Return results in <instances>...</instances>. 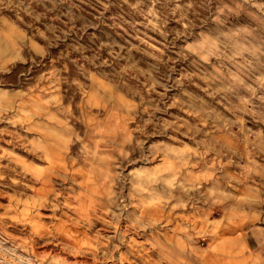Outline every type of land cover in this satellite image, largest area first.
<instances>
[{
    "label": "rangeland",
    "instance_id": "374dc122",
    "mask_svg": "<svg viewBox=\"0 0 264 264\" xmlns=\"http://www.w3.org/2000/svg\"><path fill=\"white\" fill-rule=\"evenodd\" d=\"M152 263L264 264V0H0V264Z\"/></svg>",
    "mask_w": 264,
    "mask_h": 264
},
{
    "label": "bare ground",
    "instance_id": "6f19581e",
    "mask_svg": "<svg viewBox=\"0 0 264 264\" xmlns=\"http://www.w3.org/2000/svg\"><path fill=\"white\" fill-rule=\"evenodd\" d=\"M6 39V38H5ZM5 41V40H4ZM6 43V42H5ZM3 46V45H2ZM6 52V51H5ZM35 149V148H34ZM51 151V150H50ZM39 152V151H38ZM43 154V153H42ZM53 154V153H52ZM36 156V155H35ZM39 156V155H38ZM37 156V157H38ZM52 160V159H51ZM50 162V161H49ZM48 162V163H49ZM50 164V163H49ZM54 170V169H53ZM79 170V169H78ZM50 171V170H49ZM52 171V170H51ZM82 172V171H81ZM52 173V172H51ZM41 174V173H40ZM52 175V174H51ZM55 175V174H54ZM42 176V175H41ZM55 177V176H54ZM38 178V177H37ZM43 179H45V178H43ZM47 179V178H46ZM46 181V180H45ZM44 182V181H43ZM42 182V183H43ZM48 182V181H47ZM46 182V186L48 185V183ZM52 182V181H51ZM84 182V181H83ZM52 186H53V184H52ZM43 187V186H42ZM53 188V187H52ZM50 191V190H49ZM48 191V192H49ZM105 201V200H104ZM99 208V207H98ZM56 211V210H55ZM74 212V211H73ZM103 212V211H102ZM144 212V211H143ZM101 213V212H100ZM168 213H170V212H168ZM53 214V213H52ZM102 214V213H101ZM144 214V213H143ZM160 214H162V213H160ZM123 215V214H122ZM121 214H119L118 216H117V218L118 219H121L123 216H122ZM140 215V214H139ZM53 217L52 218H54V219H56L57 221H59V222H61V231H63V232H65V233H67V234H71V233H73L74 231H76V232H79V231H86V230H83V229H91V228H96L97 226H99V225H101V223H100V221H103L106 217H105V215L103 216V215H95V212H94V214H54V215H52ZM34 217V216H33ZM42 217H44L43 215H37V219H41ZM151 216L150 215H140L139 217H137V219H138V223H139V221L140 222H142V223H146V220H148V218H150ZM31 218H32V216H31ZM110 218V217H109ZM129 219V218H128ZM167 219H168V217H167ZM155 220H157V222H160V223H162V222H164V221H166V218H160V217H155ZM176 220H177V218H176ZM55 221V220H54ZM175 221V220H174ZM150 222V221H149ZM118 223V222H117ZM132 223V222H131ZM168 223V222H167ZM175 223V222H174ZM17 224V223H16ZM51 224H53V223H51ZM50 224V225H51ZM112 224V223H111ZM134 224V223H133ZM119 225V224H118ZM134 225H136V224H134ZM16 226V225H15ZM116 226V225H115ZM121 226V225H120ZM27 228V227H26ZM34 228V227H33ZM39 228V227H38ZM99 228H101V227H99ZM136 228H140V227H136ZM135 228V229H136ZM155 228H158V226H153V225H151L150 226V228L148 229V228H146V226L145 225H143V227H142V229H143V233L145 234V235H147V236H150V237H154V235H156L158 238H163V239H165V241L166 240H169V238H171V236H170V234H169V231L168 230H163V229H161V228H159L158 229V231H154L155 230ZM107 229V228H106ZM113 229V228H112ZM110 230V229H109ZM122 230V229H121ZM137 230V229H136ZM100 231V230H99ZM124 231V230H123ZM96 232V231H95ZM126 232V231H125ZM180 232V231H179ZM114 233V232H113ZM119 233V232H118ZM122 233V232H121ZM67 234H66V236H67ZM86 234V233H85ZM84 234V235H85ZM130 234V233H129ZM135 234H136V231H135ZM81 235V234H80ZM137 235V234H136ZM124 236V235H123ZM134 236V235H133ZM183 236V235H182ZM68 237V236H67ZM127 237V236H126ZM111 238H112V235H111ZM126 239V238H125ZM134 239V238H133ZM152 239V238H151ZM150 239V240H151ZM55 240V239H54ZM83 240V239H82ZM112 240V239H111ZM123 241V240H122ZM146 241H147V239H146ZM142 242V241H141ZM114 244V243H113ZM151 244V243H150ZM107 245H108V243H107ZM114 245H116V243L114 244ZM155 245V244H154ZM157 245V244H156ZM168 245H170V244H168ZM175 245V244H174ZM46 246V245H45ZM159 246H160V244H159ZM165 246H167V244H165ZM227 246V245H226ZM80 247V246H79ZM109 247V246H108ZM151 247V246H150ZM153 247V246H152ZM151 247V248H152ZM163 247V246H162ZM172 247V246H171ZM175 247V246H174ZM52 248V247H51ZM114 248V247H113ZM112 248V249H113ZM116 248V247H115ZM209 248V247H208ZM60 249V248H59ZM226 249V248H225ZM122 250V249H121ZM154 250V249H153ZM153 250H151V251H153ZM180 250H181V248H180ZM183 250V249H182ZM81 251V250H80ZM158 251V250H157ZM161 251H164V250H161ZM186 251V250H185ZM209 251V250H208ZM247 251V250H246ZM111 252V251H110ZM109 252V253H110ZM122 252V251H121ZM168 252V251H167ZM153 252H150V251H144L143 250V252L142 253H140L139 254V258H141V259H143V260H147V262H150V260L149 259H151V260H153L154 261V258H153V254H152ZM207 253V252H206ZM246 253V252H245ZM124 254V253H123ZM170 255H171V253H169ZM185 254V253H184ZM67 255V254H66ZM114 255V254H113ZM118 255V254H117ZM164 255H166V254H164ZM91 256V255H90ZM122 256H124V255H122ZM128 256V255H127ZM159 256V255H158ZM162 256V255H161ZM67 257V256H66ZM73 257V256H72ZM86 257V256H85ZM89 257V256H88ZM160 257V256H159ZM170 257V256H169ZM174 257H176V256H174ZM93 258V257H92ZM99 258V257H98ZM112 258V257H111ZM139 258H137V261H140V259ZM173 258V257H172ZM139 259V260H138ZM159 259V258H158ZM116 260V259H115ZM133 260V259H132ZM132 260H130V261H132ZM191 260V259H190ZM66 261V260H65ZM101 261H103V260H101ZM123 261V260H122ZM127 261V260H126ZM194 261V260H193ZM192 261V262H193ZM198 261V260H197ZM229 261V260H228ZM46 262H47V260H46ZM67 262V261H66ZM65 262V263H66ZM105 262V261H104ZM108 262V261H107ZM160 262V261H159ZM184 262V261H183ZM230 262V261H229ZM260 262V261H259ZM89 263V262H88ZM93 263V262H92ZM119 263V262H118ZM153 264V263H152ZM174 264V263H173ZM180 264V263H179Z\"/></svg>",
    "mask_w": 264,
    "mask_h": 264
}]
</instances>
